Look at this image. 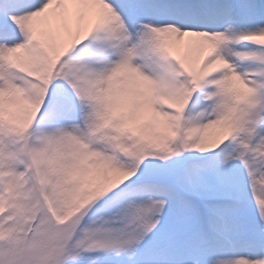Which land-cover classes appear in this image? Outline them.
<instances>
[{"label":"snow or ice","instance_id":"6c2138e0","mask_svg":"<svg viewBox=\"0 0 264 264\" xmlns=\"http://www.w3.org/2000/svg\"><path fill=\"white\" fill-rule=\"evenodd\" d=\"M0 264H264V0H0Z\"/></svg>","mask_w":264,"mask_h":264}]
</instances>
